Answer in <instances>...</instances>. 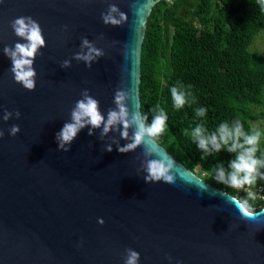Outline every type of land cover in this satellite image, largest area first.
Returning a JSON list of instances; mask_svg holds the SVG:
<instances>
[{
    "label": "water",
    "instance_id": "95a60500",
    "mask_svg": "<svg viewBox=\"0 0 264 264\" xmlns=\"http://www.w3.org/2000/svg\"><path fill=\"white\" fill-rule=\"evenodd\" d=\"M157 1L0 0V264H124L126 248L139 252V264H264V213L259 223L241 220L230 193L159 142L176 161L175 185L146 183L142 150L120 153L113 141H127L118 133L101 138L86 127L69 152L57 150L56 133L84 89L105 116L120 88L132 90L128 106L141 110L142 42ZM113 3L128 17L121 26L101 19ZM21 16L36 20L46 40L34 91L15 82L3 53L24 42L10 27ZM82 37L104 52L91 67L72 58ZM66 59L71 66L62 68ZM5 110L21 117L4 121Z\"/></svg>",
    "mask_w": 264,
    "mask_h": 264
},
{
    "label": "trees",
    "instance_id": "16d2710c",
    "mask_svg": "<svg viewBox=\"0 0 264 264\" xmlns=\"http://www.w3.org/2000/svg\"><path fill=\"white\" fill-rule=\"evenodd\" d=\"M262 30L264 10L257 0H158L142 42L140 109L149 123L159 108L168 115V130L158 142L199 177L235 196L238 190L214 177L219 167L231 170L236 153L225 147L205 154L191 133L202 125L210 135L221 123L232 127L239 120L246 133L261 132L256 155L264 159V129L254 124L264 119V51L251 48ZM173 86L191 91L195 102L189 96L184 108L175 109ZM201 107L207 109L203 117L196 115ZM259 171L264 173V167ZM258 188L261 194L254 195ZM247 192L256 210L264 207V179L245 189L242 198Z\"/></svg>",
    "mask_w": 264,
    "mask_h": 264
},
{
    "label": "clouds",
    "instance_id": "9594fccd",
    "mask_svg": "<svg viewBox=\"0 0 264 264\" xmlns=\"http://www.w3.org/2000/svg\"><path fill=\"white\" fill-rule=\"evenodd\" d=\"M257 2L264 10V0H257ZM101 19L105 25L121 26L128 17L113 3L109 4L106 11L101 13ZM10 27L14 34L24 42H17L14 46H5L3 53L11 61L10 71L15 82L21 84L26 90L34 91L37 78L34 63L37 56L42 55L41 49L46 47L43 29L31 16L15 18L10 22ZM64 29L67 30V25L64 26ZM81 49L72 58L83 61L88 67H91L98 58L104 56V52L96 48L94 43L86 37H82ZM70 66L71 60L66 59L61 63L62 68ZM187 88L190 89L191 85ZM170 93L173 106L177 110L184 108L189 103V96H192L193 102H195L193 93L183 90L181 87H171ZM130 100H132L131 89H117L113 100L115 107L109 108L105 116L100 109V102L91 96L87 89L82 90L81 99L71 109L70 120L65 122L62 129L56 133L57 150L69 152L72 142L86 127L89 128V135H92L94 130L101 129V138L109 132L118 133L121 139L127 141L123 146L118 141H113L116 143V150L120 153L134 152L137 148L142 150L141 155L144 159L141 162V170L145 173L143 179L146 183L163 182L175 185L178 178L176 161L162 151L158 143L159 138L168 130L167 112L164 108H159L149 123L147 115L141 110L129 108ZM206 112L207 109L203 107L196 109V115L200 117L205 116ZM13 116L19 119L21 117L20 111L5 110L3 120L8 121ZM205 131L202 125H197L191 133L192 141L205 154L220 152L225 147L228 152L236 153L235 159L230 161L231 170L229 172L225 173L222 167L216 169L214 179L217 183L232 189L244 190L253 188L258 179H264V173L259 171L261 167H264V159L256 155L260 151L261 132L259 130L253 131L251 134L246 133L243 124L237 120L232 127L227 122L221 123L217 131L210 135H206ZM19 132V125H12L9 129L11 136H16ZM3 136L4 131L0 129V138ZM105 150L111 152L113 150L112 145L106 144ZM180 178L184 179L183 176ZM199 181L204 183L203 180ZM229 196L230 203L238 211L241 220L260 222L259 213H264V209L259 212L255 209L253 205L255 198L251 193L247 192L245 198H239L235 195ZM98 223L103 225L104 220L101 218ZM124 252V264H139V252L131 248H126ZM167 259L171 262L172 257L169 256Z\"/></svg>",
    "mask_w": 264,
    "mask_h": 264
},
{
    "label": "rangeland",
    "instance_id": "374dc122",
    "mask_svg": "<svg viewBox=\"0 0 264 264\" xmlns=\"http://www.w3.org/2000/svg\"><path fill=\"white\" fill-rule=\"evenodd\" d=\"M251 48L259 50V51H264V30L260 31L259 34L255 37V39L253 40L251 44ZM254 124H256V126H258L259 128L264 129V119L256 120ZM260 190L261 189L258 188V190L254 192V195H260L261 194ZM243 191H245V189L238 190L236 193V196L239 198H242Z\"/></svg>",
    "mask_w": 264,
    "mask_h": 264
}]
</instances>
